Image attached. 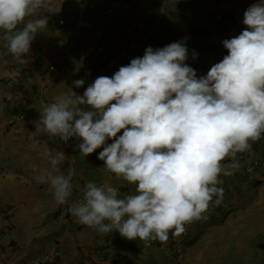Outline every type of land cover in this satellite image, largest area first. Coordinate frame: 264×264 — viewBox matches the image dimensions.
Instances as JSON below:
<instances>
[{"label": "clouds", "instance_id": "clouds-1", "mask_svg": "<svg viewBox=\"0 0 264 264\" xmlns=\"http://www.w3.org/2000/svg\"><path fill=\"white\" fill-rule=\"evenodd\" d=\"M59 10L51 0H0V47L28 65L32 42L49 28L45 13ZM243 24L238 35L222 41L227 55L199 72L186 63L198 58L195 50L189 57L186 41L200 35L183 34L164 47L148 46L111 77L98 76L82 95L70 88L38 109L40 133L65 143L79 138L82 156L102 148L98 159L107 171L135 185L121 196L107 181L86 182L82 199L69 208L80 224L165 242L170 232L178 236L186 224L208 218L202 214L223 193L219 177L231 174L222 163L226 157L248 150L250 141L252 150H264V0L245 10ZM81 67L82 60L75 70ZM73 84L81 87L85 80ZM42 155L51 167L37 170L34 179L50 186L57 205L66 204L74 184L71 174L59 172L65 152L46 148Z\"/></svg>", "mask_w": 264, "mask_h": 264}, {"label": "crops", "instance_id": "crops-1", "mask_svg": "<svg viewBox=\"0 0 264 264\" xmlns=\"http://www.w3.org/2000/svg\"><path fill=\"white\" fill-rule=\"evenodd\" d=\"M256 0H51L47 32L36 36L31 45L30 63H17L6 49L0 47V96L21 93L38 97L35 104L12 100L0 104V166L5 176L0 179V264H54L43 255L56 245L61 253L56 264H172L175 247L183 251V264H213L199 248L196 236L203 221L211 218L227 219L238 207L237 216L243 219L251 213L242 207V194L263 182H253L242 176L250 159L257 157L264 168V150L239 152L226 157L222 163L231 173L221 175L218 187L223 189L219 201H231L226 210L189 224V237L180 245L169 240L142 241L123 237L118 231L98 233L80 224L69 211L72 201L82 199L83 185L88 181H105L119 189L121 196L134 192L135 185L107 171L95 152L82 156L79 138L67 143L58 137L49 139L36 128L39 108L52 102L70 88L82 95L98 76L111 77L120 66L143 56L148 46L164 47L181 40L183 34L197 33L196 40L186 41L189 57L195 50L198 58L186 61L197 72L219 62L227 55L222 41L238 35L245 10ZM115 4L107 12L109 4ZM43 9L40 13H43ZM64 18L65 24L57 26ZM3 32L0 31V37ZM83 67L76 71L77 62ZM42 61V64H40ZM54 67L48 71V66ZM15 68L27 71L31 80L15 77ZM17 78L11 80V78ZM83 78L85 84L76 87L73 81ZM21 115V117H20ZM119 135V134H118ZM112 141L109 140V143ZM46 148L65 152L59 172L71 174L74 188L68 202L55 203L47 183L34 179L37 170L50 168L43 157ZM236 164L233 169L230 164ZM233 197L231 199L230 197ZM214 197V201H216ZM239 205V206H238ZM264 213V202L252 201ZM245 208V211L243 210ZM66 210L68 212H64ZM264 233V232H263ZM264 236L253 246H246L242 259L248 264H264Z\"/></svg>", "mask_w": 264, "mask_h": 264}, {"label": "rangeland", "instance_id": "rangeland-1", "mask_svg": "<svg viewBox=\"0 0 264 264\" xmlns=\"http://www.w3.org/2000/svg\"><path fill=\"white\" fill-rule=\"evenodd\" d=\"M264 148V134L259 139V149ZM264 159V156H263ZM251 186L242 194L243 206L250 207L243 219H239L238 207L234 208L227 219L211 218L203 221L201 231L196 236L208 260L213 259V264H248L243 261V253L248 246H253L264 236V213L259 206H251L252 201L264 202V182L260 187ZM239 206V205H238ZM245 211V208L243 209ZM201 219H205L202 217Z\"/></svg>", "mask_w": 264, "mask_h": 264}, {"label": "built area", "instance_id": "built-area-1", "mask_svg": "<svg viewBox=\"0 0 264 264\" xmlns=\"http://www.w3.org/2000/svg\"><path fill=\"white\" fill-rule=\"evenodd\" d=\"M115 7V4L111 3L108 5V9L107 11H111L113 10V8ZM64 24V20L60 19L58 21V25H63ZM188 39H193V36H187ZM40 64H42V61H40ZM54 67L49 65L48 66V71H53ZM209 68H206L205 71H208ZM13 76L15 77H25L26 81L31 80V76L30 74L25 71V70H20L18 68H15V73L13 74ZM11 78V80H15L17 78ZM12 100H18L19 102L23 104H27V103H31V104H35L36 102H38V97H27V96H23L21 93H5V94H1L0 96V104H4L6 102L12 101ZM21 117V115H20ZM252 143H255L254 141H250V148L246 151H250L252 150V147L254 146ZM232 164H230L231 166ZM5 176V171L4 169L0 166V179L3 178ZM242 176L250 181H258L261 182L264 180V169L261 167L260 162L258 161L257 158L254 159H250L249 163L244 167V171L242 173ZM231 201H219L218 203L216 201L213 200L212 203H210L209 208L207 209V211L205 213L202 214V216L205 217H211L212 215H214L217 210H226L230 207ZM64 212H67L66 210H64ZM68 214V212H67ZM186 231L180 235H173L171 232L169 233V241L174 242V244L176 245L178 244H183L185 242V240L189 237V223L186 224ZM61 253L58 251V248L55 246H53L50 251L46 254L43 255L45 260L50 261L51 263L56 264L57 260L60 258ZM183 259V253L180 250V248H174L173 253H172V264H183L182 262Z\"/></svg>", "mask_w": 264, "mask_h": 264}, {"label": "trees", "instance_id": "trees-1", "mask_svg": "<svg viewBox=\"0 0 264 264\" xmlns=\"http://www.w3.org/2000/svg\"><path fill=\"white\" fill-rule=\"evenodd\" d=\"M197 33L199 34V32H197ZM260 247H261V248H264V245L260 244Z\"/></svg>", "mask_w": 264, "mask_h": 264}]
</instances>
